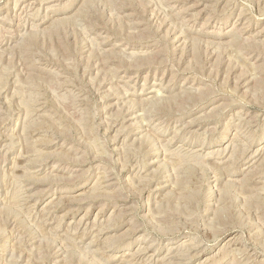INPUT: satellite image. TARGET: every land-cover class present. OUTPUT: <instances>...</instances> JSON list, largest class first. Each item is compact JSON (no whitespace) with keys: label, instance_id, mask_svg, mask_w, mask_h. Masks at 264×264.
I'll return each instance as SVG.
<instances>
[{"label":"rangeland","instance_id":"obj_1","mask_svg":"<svg viewBox=\"0 0 264 264\" xmlns=\"http://www.w3.org/2000/svg\"><path fill=\"white\" fill-rule=\"evenodd\" d=\"M0 264H264V0H0Z\"/></svg>","mask_w":264,"mask_h":264},{"label":"bare ground","instance_id":"obj_2","mask_svg":"<svg viewBox=\"0 0 264 264\" xmlns=\"http://www.w3.org/2000/svg\"><path fill=\"white\" fill-rule=\"evenodd\" d=\"M257 66V65H256ZM184 91H182V93H183ZM172 96H173V94H172Z\"/></svg>","mask_w":264,"mask_h":264}]
</instances>
